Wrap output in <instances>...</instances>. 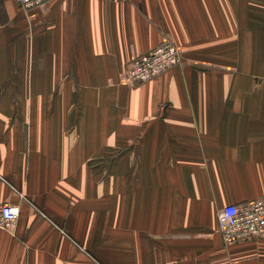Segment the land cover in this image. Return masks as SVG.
I'll return each mask as SVG.
<instances>
[{"label": "crops", "instance_id": "1", "mask_svg": "<svg viewBox=\"0 0 264 264\" xmlns=\"http://www.w3.org/2000/svg\"><path fill=\"white\" fill-rule=\"evenodd\" d=\"M164 39L182 63L130 84ZM252 199L264 0H0V264H264V235L218 231Z\"/></svg>", "mask_w": 264, "mask_h": 264}, {"label": "built area", "instance_id": "2", "mask_svg": "<svg viewBox=\"0 0 264 264\" xmlns=\"http://www.w3.org/2000/svg\"><path fill=\"white\" fill-rule=\"evenodd\" d=\"M24 8L41 5L50 0H17ZM182 63V50L164 39L150 51L135 57L125 72L130 84L143 83ZM19 205L0 203V229H12L19 217ZM218 230L224 244L255 239L264 235V201L252 199L230 203L217 210Z\"/></svg>", "mask_w": 264, "mask_h": 264}, {"label": "rangeland", "instance_id": "3", "mask_svg": "<svg viewBox=\"0 0 264 264\" xmlns=\"http://www.w3.org/2000/svg\"><path fill=\"white\" fill-rule=\"evenodd\" d=\"M50 1H52V0H50ZM50 1H47V2H50ZM47 2H45V3H47ZM45 3H43V4H45ZM164 73V72H163ZM162 74V73H161ZM161 74H159V75H161ZM159 75H157V76H159ZM157 76H155V77H157ZM155 77H153V78H155ZM153 78H151V79H153ZM151 79H149V80H151ZM148 80V81H149ZM4 90H5V95H13V93L15 94V95H17V92H16V88H13V87H8V88H4ZM95 170H97V169H95ZM101 170H104L105 171V169H101ZM105 176H106V172H105ZM245 202V201H244ZM222 207V206H221ZM221 207H219L218 209H220ZM107 227H109V225L107 226ZM219 231V230H218ZM263 236V235H262ZM261 237V236H260Z\"/></svg>", "mask_w": 264, "mask_h": 264}]
</instances>
